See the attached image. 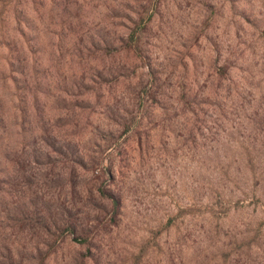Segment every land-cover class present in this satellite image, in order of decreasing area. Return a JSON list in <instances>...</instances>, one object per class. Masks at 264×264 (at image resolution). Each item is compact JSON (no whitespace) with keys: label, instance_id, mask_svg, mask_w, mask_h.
<instances>
[{"label":"rangeland","instance_id":"1","mask_svg":"<svg viewBox=\"0 0 264 264\" xmlns=\"http://www.w3.org/2000/svg\"><path fill=\"white\" fill-rule=\"evenodd\" d=\"M262 223L264 0H0V264H264Z\"/></svg>","mask_w":264,"mask_h":264},{"label":"trees","instance_id":"2","mask_svg":"<svg viewBox=\"0 0 264 264\" xmlns=\"http://www.w3.org/2000/svg\"><path fill=\"white\" fill-rule=\"evenodd\" d=\"M128 44L131 45V46L133 45L134 48L136 47L134 40H132V42H128ZM261 226H264V223H262Z\"/></svg>","mask_w":264,"mask_h":264}]
</instances>
